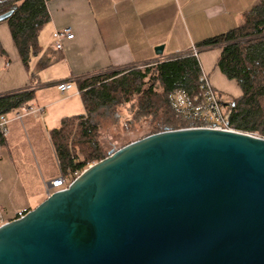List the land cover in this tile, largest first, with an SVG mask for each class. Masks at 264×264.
Segmentation results:
<instances>
[{"label":"water","instance_id":"water-1","mask_svg":"<svg viewBox=\"0 0 264 264\" xmlns=\"http://www.w3.org/2000/svg\"><path fill=\"white\" fill-rule=\"evenodd\" d=\"M0 264H264V137L183 127L111 150L0 225Z\"/></svg>","mask_w":264,"mask_h":264},{"label":"crops","instance_id":"crops-1","mask_svg":"<svg viewBox=\"0 0 264 264\" xmlns=\"http://www.w3.org/2000/svg\"><path fill=\"white\" fill-rule=\"evenodd\" d=\"M7 1V0H0ZM258 0H47L48 21L39 31V53L29 67L23 65L6 21H0V95L24 88L34 97L16 118L7 113V130L0 144V183L5 176L22 181L21 190H38L31 205L17 206L4 221L17 212L34 208L46 197L45 182L60 168L49 139V131L59 127L64 117L84 113L75 80L107 70L142 66L185 54L203 38L222 33L241 22L242 14ZM69 28L72 38L61 39L56 50L57 32ZM162 45V52L154 48ZM219 48L199 53V64L214 88L228 96L240 89L215 65ZM73 86L60 92L57 85ZM31 108L38 113L27 111ZM41 165V166H40ZM5 175V176H4ZM0 184V190H3ZM30 189V190H31Z\"/></svg>","mask_w":264,"mask_h":264},{"label":"trees","instance_id":"trees-1","mask_svg":"<svg viewBox=\"0 0 264 264\" xmlns=\"http://www.w3.org/2000/svg\"><path fill=\"white\" fill-rule=\"evenodd\" d=\"M9 10L10 15L4 21L23 65L28 68L31 57L40 50L39 31L49 19L47 0L0 1V14ZM194 47L199 52L219 48L216 67L240 89L234 98L217 91L225 96L222 101L227 125L233 130L259 133L263 138L264 0L256 1L244 11L239 24L197 41ZM0 54L5 55L1 46ZM200 73L197 58L185 53L142 66L77 78L84 113L64 117L59 127L49 131L61 174L73 179L75 172L80 173L107 155L97 142L98 127L103 118L117 122L121 117L117 112L119 106H129L128 122L149 120L151 129L146 135L188 126L186 120L175 115L167 95L179 88L198 100ZM33 97L30 88L0 95V116L24 107ZM4 141L0 131V144Z\"/></svg>","mask_w":264,"mask_h":264},{"label":"built area","instance_id":"built-area-1","mask_svg":"<svg viewBox=\"0 0 264 264\" xmlns=\"http://www.w3.org/2000/svg\"><path fill=\"white\" fill-rule=\"evenodd\" d=\"M67 37L72 38L73 34L69 28H64L57 32L54 47L56 50L61 49V39ZM194 57L199 59L198 49L191 46V50L188 52ZM199 62V61H198ZM200 65V64H199ZM201 69V67H200ZM200 92L198 100L189 96V94L183 89H175L168 93V103L177 117L186 120L189 124L186 127H213L220 129L230 128L224 118L223 97L214 88L211 83L210 77L205 71L201 69L199 75ZM73 85L69 82H61L57 85L60 92H64L70 89ZM22 110L25 112L24 107ZM27 111L38 113V110H34L28 107ZM16 118L21 117L22 111L18 108L12 110ZM8 119L6 116H0V131L5 136L8 133L7 130ZM183 128V127H181ZM79 174V173H78ZM77 176V172L74 173ZM72 179V178H71ZM71 179H68L62 174H59L55 178L45 182L46 195L55 190H61L67 187ZM27 210L17 212L16 217L23 215ZM15 217V218H16ZM5 221L0 218V225Z\"/></svg>","mask_w":264,"mask_h":264},{"label":"rangeland","instance_id":"rangeland-1","mask_svg":"<svg viewBox=\"0 0 264 264\" xmlns=\"http://www.w3.org/2000/svg\"><path fill=\"white\" fill-rule=\"evenodd\" d=\"M132 67L134 66H128L125 68ZM125 68L122 67V69ZM141 68L143 69V67ZM117 112L121 115L117 122H112L109 118H103L101 119L98 127L97 142L105 154H108L111 150L124 146L133 140L145 136L151 129L148 119L128 122L129 117H131V110L128 105L117 107ZM181 125L183 126L184 123H181ZM252 134L261 136L259 133L255 132ZM2 164L7 165V161L6 163L5 160L0 161V165ZM0 184H4L3 190H0V205L6 213H11L17 206L31 205L34 201L33 199L35 198L36 193L38 192V190L31 189L33 188L31 184L28 187L29 190H21L23 189L21 185L22 181L19 182L17 179L14 181L12 178L7 176H5ZM1 219L4 220L3 218Z\"/></svg>","mask_w":264,"mask_h":264}]
</instances>
